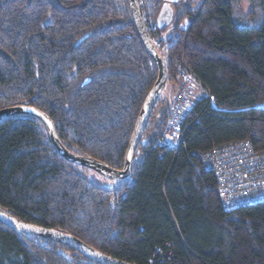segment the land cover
Returning <instances> with one entry per match:
<instances>
[{
	"label": "trees",
	"instance_id": "1",
	"mask_svg": "<svg viewBox=\"0 0 264 264\" xmlns=\"http://www.w3.org/2000/svg\"><path fill=\"white\" fill-rule=\"evenodd\" d=\"M165 2L141 5L168 83L180 84L185 63L213 96L200 97L185 115L183 143L159 144L171 102L161 94L130 176L104 177L107 186L64 159L40 120L6 118L0 208L132 264H264V200L225 208L217 176L200 156L241 140L264 149V0H178L170 3L173 21L159 29ZM157 76L130 0L0 3V109L39 108L74 153L122 169ZM0 264L100 263L0 222Z\"/></svg>",
	"mask_w": 264,
	"mask_h": 264
},
{
	"label": "water",
	"instance_id": "2",
	"mask_svg": "<svg viewBox=\"0 0 264 264\" xmlns=\"http://www.w3.org/2000/svg\"><path fill=\"white\" fill-rule=\"evenodd\" d=\"M130 7L138 35L143 45L157 64L158 76L154 86L148 93L139 113L129 142L125 164L122 169L114 168L106 162L94 157L77 154L69 150L62 143L58 134L56 133L55 124L51 117L35 106L29 104H19L0 109V121L15 115H26L37 118L47 128L50 140L54 148L64 159L91 169L101 176L112 181L125 180L130 176L131 166L136 157L138 146L143 139V135L148 125L150 116L169 79L167 62L165 58L160 54L151 38L149 29L145 22L141 0H130ZM173 17L174 10L172 9L170 2L166 1L157 16L156 27L161 29L166 25L171 24V22L173 21ZM110 185L111 184L107 186ZM0 222L19 232L34 234L71 247L72 249L84 254L85 256L100 264H132L130 262L105 254L70 233L54 228H46L24 222L1 208ZM60 253L65 257H68V255H66L63 250H60Z\"/></svg>",
	"mask_w": 264,
	"mask_h": 264
},
{
	"label": "built area",
	"instance_id": "3",
	"mask_svg": "<svg viewBox=\"0 0 264 264\" xmlns=\"http://www.w3.org/2000/svg\"><path fill=\"white\" fill-rule=\"evenodd\" d=\"M179 80L159 142L174 148L183 143L185 132L182 123L196 101L202 96L213 100L185 63L179 66ZM200 156L206 167L217 176L218 191L225 208L234 209L264 200V149L257 150L250 141L241 140L214 146Z\"/></svg>",
	"mask_w": 264,
	"mask_h": 264
},
{
	"label": "rangeland",
	"instance_id": "4",
	"mask_svg": "<svg viewBox=\"0 0 264 264\" xmlns=\"http://www.w3.org/2000/svg\"><path fill=\"white\" fill-rule=\"evenodd\" d=\"M4 0H0V3L3 2ZM245 8H247V5H245ZM189 23V20L188 19H185L183 22H182V26L185 27L187 26ZM173 25V24H172ZM172 25L170 26V29L167 31V32H164L166 34L163 33V36H168L170 31H171V27ZM179 85H176L174 82H171V83H167L164 91L162 92V96H165L167 98V100L171 101L173 96L175 95V92L177 91ZM88 175V177L94 181L95 183L97 184H106V185H109L110 183L108 182L107 179H105L104 177H102L100 174L96 173L95 171L91 170L90 172H87L86 173Z\"/></svg>",
	"mask_w": 264,
	"mask_h": 264
},
{
	"label": "crops",
	"instance_id": "5",
	"mask_svg": "<svg viewBox=\"0 0 264 264\" xmlns=\"http://www.w3.org/2000/svg\"><path fill=\"white\" fill-rule=\"evenodd\" d=\"M165 1L172 3V2H176L178 0H165Z\"/></svg>",
	"mask_w": 264,
	"mask_h": 264
}]
</instances>
